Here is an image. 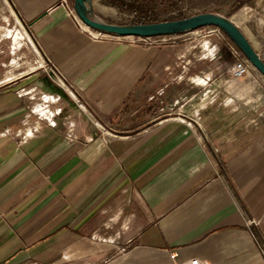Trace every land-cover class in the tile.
Returning a JSON list of instances; mask_svg holds the SVG:
<instances>
[{"label": "crops", "instance_id": "obj_1", "mask_svg": "<svg viewBox=\"0 0 264 264\" xmlns=\"http://www.w3.org/2000/svg\"><path fill=\"white\" fill-rule=\"evenodd\" d=\"M60 3L0 0V264H264L263 77L206 76L175 113L188 45L95 40Z\"/></svg>", "mask_w": 264, "mask_h": 264}, {"label": "rangeland", "instance_id": "obj_2", "mask_svg": "<svg viewBox=\"0 0 264 264\" xmlns=\"http://www.w3.org/2000/svg\"><path fill=\"white\" fill-rule=\"evenodd\" d=\"M111 1L96 0V3L112 11V14L100 12L98 14L107 22L113 24H137L140 22L146 24L153 21L179 20L203 13L221 14L232 19L243 29L264 60V0H114L118 4ZM10 24L8 30L10 32H8V35L7 33L4 35L9 40L10 45L14 47L15 53H17L22 48L20 45H25L31 36H28V32L27 36L24 35L23 32L26 33V30H21L22 27L15 21ZM7 25L5 24L8 28ZM25 28L28 30L27 26ZM215 29L216 27L199 29L192 33L180 35L175 40L168 42V44L183 43L188 45L190 49L188 70L184 72L185 70L182 69V71L174 73L176 78L173 90L176 99H174L172 106L175 108V113L182 106L183 94L187 90V84L195 87L191 90L192 92L200 90L201 92H209L212 90L220 91L221 88L214 89V87L208 86L206 76H213L215 73L220 72L227 80H235L230 74V69L235 62L230 49V45L233 43L224 32L221 31L222 34H220ZM15 38H25L27 40ZM29 43L33 45L30 41ZM207 43H209V49L204 46ZM249 76L251 78H253L252 76L263 77L253 66ZM198 78H202L206 82L203 80L204 82L199 84L196 81ZM63 91L65 93L67 90L63 89ZM41 97L42 95L35 98L37 101L31 105L32 109H40L38 104L42 103ZM195 102L191 103V107ZM36 115L34 119L39 120L37 117H41L40 114L36 113ZM191 118L197 119L196 116H191ZM43 119L49 123L47 118L43 117Z\"/></svg>", "mask_w": 264, "mask_h": 264}, {"label": "water", "instance_id": "obj_3", "mask_svg": "<svg viewBox=\"0 0 264 264\" xmlns=\"http://www.w3.org/2000/svg\"><path fill=\"white\" fill-rule=\"evenodd\" d=\"M82 22L97 32L121 38L180 36L199 29L216 27L224 32L251 65L264 77V60L245 32L232 19L217 13H203L189 18L146 24H113L96 13L95 0H74Z\"/></svg>", "mask_w": 264, "mask_h": 264}, {"label": "built area", "instance_id": "obj_4", "mask_svg": "<svg viewBox=\"0 0 264 264\" xmlns=\"http://www.w3.org/2000/svg\"><path fill=\"white\" fill-rule=\"evenodd\" d=\"M60 6L63 7L67 15L70 19L74 21L76 26L84 31L89 33L95 40H102L106 39L107 37L111 35L103 34L100 32H97L95 30L90 29L87 27L82 20L79 18L75 8H74V1L73 0H61ZM215 31L221 33V30L216 28ZM116 37V36H114ZM178 36H162V37H153V38H131L133 43L136 44H143L146 46H152V45H165L168 44V42L175 40V38ZM119 39H122L121 37H117ZM230 49L232 52V56L235 59L234 64L232 65L230 69V74L235 80H242L250 75V71L252 69L251 63L247 60V58L241 53V51L234 45H230ZM38 51V50H37ZM43 63L41 64V68L44 69L53 82L59 86V87H65L71 91L72 94H75V89L69 82L68 78L62 73V71L46 56H42ZM76 95V94H75ZM51 98V100L49 99ZM49 100V101H48ZM57 99L54 98V96H43V106H40V109H36L35 113H39L40 116H43L47 118L50 125H55V122H53V119L55 118L56 114L58 112H52L50 109L49 104L56 103ZM48 104V105H47ZM41 112V113H40ZM171 260L174 262V264H206L199 259H193L190 261H178V253L177 252H171L170 253Z\"/></svg>", "mask_w": 264, "mask_h": 264}, {"label": "trees", "instance_id": "obj_5", "mask_svg": "<svg viewBox=\"0 0 264 264\" xmlns=\"http://www.w3.org/2000/svg\"><path fill=\"white\" fill-rule=\"evenodd\" d=\"M111 2H113L114 4H118L116 1L112 0ZM158 21H153V22H150V23H157ZM137 24H143V23H137Z\"/></svg>", "mask_w": 264, "mask_h": 264}]
</instances>
